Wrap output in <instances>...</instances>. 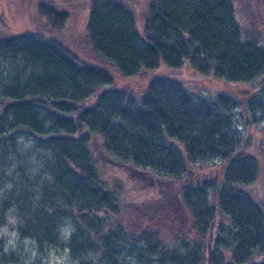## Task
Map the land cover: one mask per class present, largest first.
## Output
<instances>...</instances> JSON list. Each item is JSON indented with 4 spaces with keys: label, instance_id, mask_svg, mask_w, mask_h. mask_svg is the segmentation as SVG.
I'll list each match as a JSON object with an SVG mask.
<instances>
[{
    "label": "trees",
    "instance_id": "trees-1",
    "mask_svg": "<svg viewBox=\"0 0 264 264\" xmlns=\"http://www.w3.org/2000/svg\"><path fill=\"white\" fill-rule=\"evenodd\" d=\"M81 1L72 4L85 10L72 42H83L93 60L50 33L62 34L75 7L39 1L40 28L0 36V147L15 143V131H28L48 151L53 174L32 193L25 228L38 241L55 242L54 215L68 210L77 220L72 250L99 253L81 264H121L119 240L130 237L137 256L168 264H264L255 259L264 252V204L245 187L258 179V161L240 150L246 142L232 120L247 108L253 112L246 121L259 120L253 96L264 102V0H246L255 10L247 24L238 21L234 0H148L140 17L122 0ZM185 62L203 85L221 89L207 96L177 75L155 73L161 64L175 70ZM113 73L153 74L133 92ZM253 82L259 86L250 92L241 86ZM230 85L238 91L226 90ZM96 144L131 175L154 176L165 201L180 200L191 224L166 226L171 246L160 228L131 236L122 219L133 210L155 220L158 198L123 201L103 184ZM208 160L220 164L219 174L191 180L188 168Z\"/></svg>",
    "mask_w": 264,
    "mask_h": 264
},
{
    "label": "rangeland",
    "instance_id": "rangeland-1",
    "mask_svg": "<svg viewBox=\"0 0 264 264\" xmlns=\"http://www.w3.org/2000/svg\"><path fill=\"white\" fill-rule=\"evenodd\" d=\"M39 1L67 8L75 7L72 5L73 3L82 2L81 0H0V36L25 29L40 28L45 19L39 16V12L36 9V4ZM122 1L126 2L131 11L140 17L148 0ZM234 4L238 21L242 24H247L248 18L252 16L255 10L251 6L247 7L249 3L246 0H234ZM75 9L76 7L71 13L68 25L63 28L62 34H58L56 31H51L50 33L56 35L64 43L75 49L82 58L93 60L94 58L88 54V49L83 45V42H79L77 46L74 41L72 42L76 33L80 32L81 28L83 29L85 20V10L76 11ZM261 11L258 14L261 15ZM2 64L9 63L5 61ZM188 66L189 64L186 63L179 69L169 70L161 64L155 73L177 75L184 80L186 86L198 87L207 96L221 89L217 84L203 85L202 75ZM152 74L143 73L127 78L113 73L118 85L129 84L133 92H140ZM241 86L244 90L250 92L253 89H257L259 83L253 82L252 84ZM228 87L226 90H232V93L238 91V85H230ZM242 96L244 94L240 93L236 97L238 101L237 108L239 109L242 107L240 103ZM261 99L264 100V95H262ZM257 101L256 96H253L252 103L258 107V110H255L256 108H253V110L256 111L254 114L259 117V120L253 123L246 121L253 112L248 110V108L247 110L243 109L235 112L232 120L238 128L239 135L244 137L246 142L245 148L241 147L240 150L254 154L258 161V179L245 187L264 204V112L262 110V108L264 109V102L257 104ZM14 139L15 143L5 141L0 147V264H81L85 259H96L99 253L89 246L86 251L80 253L72 250L68 241L76 229L77 220L68 210L62 213L57 212V215H54L56 220L55 231L57 232V241L55 242L52 240L38 241L32 233L33 229L25 228L26 218L30 215L28 202L33 198L32 193L41 191L44 185L53 179V174L44 162L48 151L36 144V139L32 134L21 129L14 132ZM93 149L101 182L115 190V193L120 194V198L123 201H132L138 204L140 202L147 203L151 199L158 198L153 201L156 206H152L155 211L158 210L157 215L154 216L155 220L144 219L133 210L128 214V218L122 219L131 236L134 235V229L160 228L162 229L160 230L163 235L162 239L171 246L174 239L169 233L163 231H168L166 226L179 224L181 230H188V226L191 224L189 213L184 207V209L182 208L183 205H181L179 199L176 202H167L162 194L158 196L154 176L150 174L143 177L131 175L123 165L111 161L107 155L100 152L97 144L96 148L94 146ZM188 169L190 170L188 177L191 180H196L212 173L218 175L220 164L217 161L208 160L203 164L199 163L197 166L189 167ZM192 235L193 233L190 236L192 237ZM193 237L198 236L194 235ZM130 238L128 240H119V244L122 246L123 252H125L120 257L121 264H168L162 262L156 255L151 258L137 256L136 253L139 249L132 245V237ZM126 250H131L132 252L128 253ZM255 259L264 261V252L257 253Z\"/></svg>",
    "mask_w": 264,
    "mask_h": 264
},
{
    "label": "flooded vegetation",
    "instance_id": "flooded-vegetation-1",
    "mask_svg": "<svg viewBox=\"0 0 264 264\" xmlns=\"http://www.w3.org/2000/svg\"><path fill=\"white\" fill-rule=\"evenodd\" d=\"M0 112H1V108H0Z\"/></svg>",
    "mask_w": 264,
    "mask_h": 264
}]
</instances>
